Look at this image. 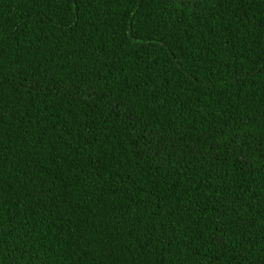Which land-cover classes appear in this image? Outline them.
I'll list each match as a JSON object with an SVG mask.
<instances>
[{"label":"trees","instance_id":"trees-1","mask_svg":"<svg viewBox=\"0 0 264 264\" xmlns=\"http://www.w3.org/2000/svg\"><path fill=\"white\" fill-rule=\"evenodd\" d=\"M0 264H264V0H0Z\"/></svg>","mask_w":264,"mask_h":264}]
</instances>
